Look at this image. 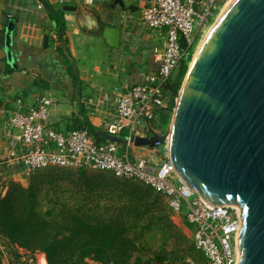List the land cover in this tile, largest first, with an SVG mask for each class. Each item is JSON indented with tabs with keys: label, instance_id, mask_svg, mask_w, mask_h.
Wrapping results in <instances>:
<instances>
[{
	"label": "water",
	"instance_id": "1",
	"mask_svg": "<svg viewBox=\"0 0 264 264\" xmlns=\"http://www.w3.org/2000/svg\"><path fill=\"white\" fill-rule=\"evenodd\" d=\"M82 28L119 47L121 30L82 6ZM12 28L6 52L12 60ZM165 131L134 137L157 148L169 136L181 180L212 206L240 208L239 264H264V0H233L188 68ZM108 138L117 139L102 132Z\"/></svg>",
	"mask_w": 264,
	"mask_h": 264
},
{
	"label": "built area",
	"instance_id": "2",
	"mask_svg": "<svg viewBox=\"0 0 264 264\" xmlns=\"http://www.w3.org/2000/svg\"><path fill=\"white\" fill-rule=\"evenodd\" d=\"M101 0H85L93 5ZM222 0H147L141 7L142 23L164 31V50L159 69L144 76L141 83L118 97L114 119L105 122V133L122 142L97 138L87 128H62L52 119L54 101L46 96L34 105L20 103L2 112V132L8 149V162L21 163L28 171L56 166L93 168L117 178L135 181L161 195L169 207L184 214L194 234V244L209 264H239L238 239L242 227L241 210L235 205L212 207L178 175L170 149L164 142V160L143 154L134 137L150 134L156 114L168 107L171 96L166 85L180 63L193 51L207 24L214 19ZM177 100V98H175ZM152 152V151H151ZM153 150L151 156H156Z\"/></svg>",
	"mask_w": 264,
	"mask_h": 264
},
{
	"label": "crops",
	"instance_id": "3",
	"mask_svg": "<svg viewBox=\"0 0 264 264\" xmlns=\"http://www.w3.org/2000/svg\"><path fill=\"white\" fill-rule=\"evenodd\" d=\"M146 2L0 0V151L8 150L2 138V112L20 103L34 105L42 96L54 101L51 114L58 125L105 133L104 124L114 119L118 97L160 66L166 34L142 23L141 7ZM85 5L102 16L105 25L121 30L119 47L82 28L78 12ZM11 28L9 60L6 37ZM172 98L173 108L169 101L160 111L166 128L176 105Z\"/></svg>",
	"mask_w": 264,
	"mask_h": 264
},
{
	"label": "trees",
	"instance_id": "4",
	"mask_svg": "<svg viewBox=\"0 0 264 264\" xmlns=\"http://www.w3.org/2000/svg\"><path fill=\"white\" fill-rule=\"evenodd\" d=\"M191 55L192 51H189L180 63L177 78L171 79L168 85L180 87L188 71ZM166 92L170 95L168 90ZM170 101L172 109L175 101L173 98ZM87 129L97 138L106 139V136L98 134L94 129ZM124 137L123 133L115 140L122 142ZM81 173L85 175L86 171L82 170ZM94 176L86 179H106L103 174ZM108 183V186L122 189L126 201L114 203L107 214L89 207L91 195H88L77 207L64 204L56 216L53 210L43 213L39 209L35 188L26 189L14 182L8 195L0 196V234L9 244L18 248L28 249L32 253L37 250L46 253L49 264H90L88 259L102 264H129L134 252L139 250L138 241L144 238L146 229L154 222H167L171 227L173 223L166 214L162 196L155 192L153 194L149 187L114 175ZM145 216H151L149 224L137 231ZM195 247L191 245L187 249L194 254Z\"/></svg>",
	"mask_w": 264,
	"mask_h": 264
},
{
	"label": "rangeland",
	"instance_id": "5",
	"mask_svg": "<svg viewBox=\"0 0 264 264\" xmlns=\"http://www.w3.org/2000/svg\"><path fill=\"white\" fill-rule=\"evenodd\" d=\"M230 1L222 0L217 15L207 24L196 43L192 51L191 59L189 60V66L214 23L228 7L227 5L233 0ZM178 72L179 69L175 71L173 78L177 76ZM185 77L186 75L181 85ZM159 116L160 118L158 120ZM171 116L173 119V114ZM163 123V116L157 113L156 118L153 119L155 128L166 130V125ZM62 128L64 130V127ZM3 140L6 143V139L4 138ZM163 147L164 145H160L157 148L151 149L152 152L150 151L149 155L151 158L155 157L154 155L151 156L153 150L159 151L156 155V162L161 163L164 160L165 153L163 152ZM141 149L144 148L141 147ZM7 155L8 150H5V152L0 151L1 197L8 195L14 182L19 183L26 189L33 187L37 193L39 209L43 213L53 210L56 216L61 212L64 204L77 207L86 200L85 197L88 195H91L89 207H93L102 214H107L109 209L111 211L114 203H123L126 201V198L123 197L125 195L122 194V189H115V186H108L109 178L113 176L109 172L99 171L93 168H59L52 166L36 171H28L21 163L6 161L8 158ZM82 170L86 171L85 175H82ZM95 174H103L106 176V179L104 181H96L95 178H92L91 181L86 179L87 177H95ZM153 194L155 193L153 192ZM162 200L164 207H166V214L169 215L173 227L167 222H154L145 230L144 238L138 241L139 250L134 252L129 264H183V262L190 264H209L203 253L195 247L194 234L192 228L188 226L184 214L173 211L169 207L167 199L164 197H162ZM150 217L145 216L140 221V226L137 228V231L149 224ZM58 219H60V216H58ZM191 245L195 247L194 254L190 253L187 249ZM16 251L21 256L17 255ZM88 262L90 264H102L94 259H88ZM0 264H49V260L47 254L41 250L32 253L28 249L18 248L17 246L9 244L8 240L0 234Z\"/></svg>",
	"mask_w": 264,
	"mask_h": 264
},
{
	"label": "bare ground",
	"instance_id": "6",
	"mask_svg": "<svg viewBox=\"0 0 264 264\" xmlns=\"http://www.w3.org/2000/svg\"><path fill=\"white\" fill-rule=\"evenodd\" d=\"M231 1H232V0H231ZM231 1H230V2H231ZM229 5H230V4H228L227 6H229ZM224 11H225V10H224ZM224 11H223V12H224ZM221 14H222V13H221ZM221 14H220V15H221ZM211 27H212V26H211ZM209 32H210V31H209ZM207 35H208V34H207ZM200 48H201V47H200ZM198 51H199V50H198ZM196 54H197V53H196Z\"/></svg>",
	"mask_w": 264,
	"mask_h": 264
}]
</instances>
